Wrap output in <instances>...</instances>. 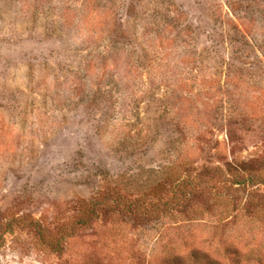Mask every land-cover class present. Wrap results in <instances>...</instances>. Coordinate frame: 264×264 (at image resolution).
<instances>
[{"label":"rangeland","instance_id":"rangeland-1","mask_svg":"<svg viewBox=\"0 0 264 264\" xmlns=\"http://www.w3.org/2000/svg\"><path fill=\"white\" fill-rule=\"evenodd\" d=\"M0 264H264V0H0Z\"/></svg>","mask_w":264,"mask_h":264},{"label":"trees","instance_id":"trees-1","mask_svg":"<svg viewBox=\"0 0 264 264\" xmlns=\"http://www.w3.org/2000/svg\"><path fill=\"white\" fill-rule=\"evenodd\" d=\"M258 180L252 179V184L255 185ZM107 188L102 192H99L89 200L84 201L83 213L78 222L85 224L95 223L100 215V211L103 207L115 202L119 207H122L125 211L135 214L150 213L154 199L148 197L146 193H130L127 190L117 188L113 183L107 182ZM139 191V190H137ZM187 194V192H184ZM189 194V193H188Z\"/></svg>","mask_w":264,"mask_h":264}]
</instances>
